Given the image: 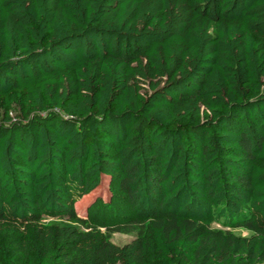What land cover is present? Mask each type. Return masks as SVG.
I'll list each match as a JSON object with an SVG mask.
<instances>
[{
	"label": "trees",
	"instance_id": "obj_1",
	"mask_svg": "<svg viewBox=\"0 0 264 264\" xmlns=\"http://www.w3.org/2000/svg\"><path fill=\"white\" fill-rule=\"evenodd\" d=\"M0 264H264V0H0Z\"/></svg>",
	"mask_w": 264,
	"mask_h": 264
},
{
	"label": "rangeland",
	"instance_id": "obj_2",
	"mask_svg": "<svg viewBox=\"0 0 264 264\" xmlns=\"http://www.w3.org/2000/svg\"><path fill=\"white\" fill-rule=\"evenodd\" d=\"M111 201V191H110V180L109 178H104L101 185L91 194L87 195L83 199H81L77 205L76 209L79 216L88 219L90 222L102 227L103 231H105L106 227L114 225L117 222H111L109 219L103 218V210L102 207L104 204H108ZM119 214H126L124 207H120L118 210ZM121 221V219L119 220ZM215 228L230 230L223 224H214ZM240 234L245 235L240 231H237ZM134 236L133 235H122V234H113L112 241L117 245H123L129 242Z\"/></svg>",
	"mask_w": 264,
	"mask_h": 264
}]
</instances>
